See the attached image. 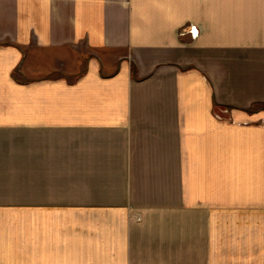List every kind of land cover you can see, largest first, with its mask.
Instances as JSON below:
<instances>
[{
	"label": "crops",
	"instance_id": "0c3cea01",
	"mask_svg": "<svg viewBox=\"0 0 264 264\" xmlns=\"http://www.w3.org/2000/svg\"><path fill=\"white\" fill-rule=\"evenodd\" d=\"M28 61L115 264H264V0H0L1 92Z\"/></svg>",
	"mask_w": 264,
	"mask_h": 264
},
{
	"label": "rangeland",
	"instance_id": "374dc122",
	"mask_svg": "<svg viewBox=\"0 0 264 264\" xmlns=\"http://www.w3.org/2000/svg\"><path fill=\"white\" fill-rule=\"evenodd\" d=\"M187 25L191 29L192 23ZM26 63L12 70L18 80L15 88L0 91V264H115L112 229L88 228L93 214L81 210L86 202L80 201V193L105 180L82 179L87 164L81 162L79 126L56 119L45 127L34 122V114L42 122L48 118L43 114L51 103V85H34L32 63ZM64 70L51 76H64ZM79 76L68 73L70 81H79ZM39 86L40 92L34 93ZM71 100L54 96L52 104L69 106ZM243 124L254 130L249 138L255 136V129L264 130V115ZM111 166L100 165L104 172ZM70 202L74 206H68Z\"/></svg>",
	"mask_w": 264,
	"mask_h": 264
}]
</instances>
